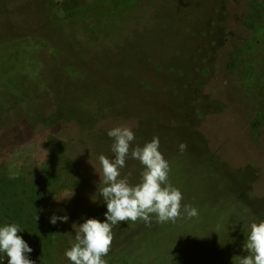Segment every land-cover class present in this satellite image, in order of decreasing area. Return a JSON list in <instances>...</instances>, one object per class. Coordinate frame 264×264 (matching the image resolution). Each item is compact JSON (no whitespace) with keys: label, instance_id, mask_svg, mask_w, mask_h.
Wrapping results in <instances>:
<instances>
[{"label":"rangeland","instance_id":"374dc122","mask_svg":"<svg viewBox=\"0 0 264 264\" xmlns=\"http://www.w3.org/2000/svg\"><path fill=\"white\" fill-rule=\"evenodd\" d=\"M118 126L133 148L159 138L183 199L175 223L114 225L107 264L247 256L264 221V0H0V227L35 264H72L73 224L105 222L98 157ZM142 171L129 156L120 178Z\"/></svg>","mask_w":264,"mask_h":264},{"label":"clouds","instance_id":"9594fccd","mask_svg":"<svg viewBox=\"0 0 264 264\" xmlns=\"http://www.w3.org/2000/svg\"><path fill=\"white\" fill-rule=\"evenodd\" d=\"M107 135L113 140L111 150L114 159L104 155L98 157L101 166L98 193L107 205L106 220L101 222L92 218L83 224H73L75 242L65 252L72 264H107L103 257L110 251L114 238L112 228L118 223L143 220L150 226L151 214L156 215L159 223H175L181 216L183 196L168 180L170 166L159 151V138L153 137L142 147L137 145L133 148L135 135L130 127H115ZM186 149V144L179 145L181 153ZM129 156L143 166L141 181L136 185H131L127 176L120 178V170L125 167ZM95 197H92L93 203L96 202ZM184 212L188 218L198 215L197 209L191 205H185ZM68 219L67 215H53L50 223H67ZM18 233L20 228L17 224L0 227V252L6 253L8 264H35L26 255L33 249ZM243 251L247 256H234L233 264H264V221L251 223Z\"/></svg>","mask_w":264,"mask_h":264}]
</instances>
